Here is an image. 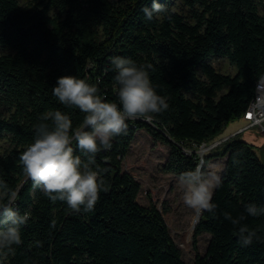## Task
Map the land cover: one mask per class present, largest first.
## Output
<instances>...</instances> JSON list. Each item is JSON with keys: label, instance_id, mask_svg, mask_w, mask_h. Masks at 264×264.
Segmentation results:
<instances>
[{"label": "trees", "instance_id": "obj_1", "mask_svg": "<svg viewBox=\"0 0 264 264\" xmlns=\"http://www.w3.org/2000/svg\"><path fill=\"white\" fill-rule=\"evenodd\" d=\"M156 2L168 12L148 21L142 9L153 0H33L27 6L0 0V108L8 115L0 116V137L11 144L0 154V179L18 191L15 208L30 217L21 228L22 243L0 255V264H185L157 206L138 203L141 185L122 162L145 130L169 146L164 170L178 177L201 163L194 147L209 146L244 117L264 77V0H187L193 23L171 11L170 0ZM116 56L151 65L152 85L169 109L151 121H127L111 150L95 157L96 166L107 170L102 175L109 190L92 211L73 212L66 202L33 190L19 156L45 112H64L74 127L82 122L79 109L52 94L59 77L85 79L117 101ZM214 58L227 59L236 73L216 71L209 63ZM240 134L202 157L204 165L213 158L226 163L213 191L215 215L204 212L194 231L196 250L201 234L211 236L195 264H264V215L242 222L257 231L259 239L249 246L239 243L238 228L224 216L237 217L248 203L264 207V164Z\"/></svg>", "mask_w": 264, "mask_h": 264}, {"label": "clouds", "instance_id": "obj_2", "mask_svg": "<svg viewBox=\"0 0 264 264\" xmlns=\"http://www.w3.org/2000/svg\"><path fill=\"white\" fill-rule=\"evenodd\" d=\"M145 18L162 19L168 12L166 5L153 0L152 6L142 9ZM111 64L116 75L114 89L117 101H108L96 84L77 76H61L52 94L68 108L79 109L84 114L82 122L74 127L69 115L60 110H50L35 125L33 142L19 156L23 174L32 181L33 190L39 189L49 200L66 202L73 212H89L94 209L100 193L109 185L103 178L106 169L96 166L95 157L101 151L111 150L115 137L126 133L128 120L151 121L169 109L167 98L157 94L148 69L151 65L116 56ZM83 154H75L73 144ZM238 162V161H237ZM177 183L182 190L183 203L192 209L197 218L204 212L215 215L212 203L213 191L222 183L215 171L206 172L201 164L180 173ZM18 191L0 179V255L14 252L20 245L21 228L29 220V214H20L16 208ZM247 214V215H245ZM264 215V207L254 203L244 205L243 213L233 218L225 213V219L238 228V240L249 246L257 231L245 223L247 216ZM50 227H55L53 221ZM38 246L41 242H36Z\"/></svg>", "mask_w": 264, "mask_h": 264}, {"label": "rangeland", "instance_id": "obj_3", "mask_svg": "<svg viewBox=\"0 0 264 264\" xmlns=\"http://www.w3.org/2000/svg\"><path fill=\"white\" fill-rule=\"evenodd\" d=\"M19 2L22 6H27L33 0H19ZM169 8L185 16L191 23L194 22L190 18L187 0H170ZM209 63L220 73L230 75L236 73V69L225 58H214ZM0 116H8L2 108H0ZM246 127L247 122L244 117L237 119L226 127L214 143L209 146L194 147L193 150L188 148V151H196L201 157V162H204L202 157L213 148L210 146L241 132L239 139L251 144L264 164V132L257 128ZM9 149L11 144L8 136L0 137V154ZM169 150V146L155 141L145 130L138 131L128 155L123 159L122 167L141 185L138 203L143 206L150 204L157 206L169 227L173 240L181 250L183 261L185 264H195L196 255L206 253L211 236L207 233L201 234L197 238V250L194 249V231L198 218L195 212L183 203L177 176L164 170ZM225 163V158H213L203 165V168L206 172L215 171L222 175Z\"/></svg>", "mask_w": 264, "mask_h": 264}, {"label": "built area", "instance_id": "obj_4", "mask_svg": "<svg viewBox=\"0 0 264 264\" xmlns=\"http://www.w3.org/2000/svg\"><path fill=\"white\" fill-rule=\"evenodd\" d=\"M257 92H264V77L256 84L255 95L250 102L248 109L244 113V120L247 122L246 128H257L261 132H264V107L259 104ZM203 146L205 145H202L201 147Z\"/></svg>", "mask_w": 264, "mask_h": 264}, {"label": "bare ground", "instance_id": "obj_5", "mask_svg": "<svg viewBox=\"0 0 264 264\" xmlns=\"http://www.w3.org/2000/svg\"><path fill=\"white\" fill-rule=\"evenodd\" d=\"M257 99L259 100V104L264 107V92H257Z\"/></svg>", "mask_w": 264, "mask_h": 264}, {"label": "water", "instance_id": "obj_6", "mask_svg": "<svg viewBox=\"0 0 264 264\" xmlns=\"http://www.w3.org/2000/svg\"><path fill=\"white\" fill-rule=\"evenodd\" d=\"M229 138H231V136H230V137H227V138H224V139H223V140H221L220 142H218V143H216V144H214V145L210 146V148L214 147L215 145H217V144H219V143H221V142H223V141H225V140H227V139H229ZM200 164H201V165H202V167H203V165H204V162L202 161ZM201 217H202V215H200V217H199V219H198V221H197V223H196V226H197V225H198V223L200 222V220H201Z\"/></svg>", "mask_w": 264, "mask_h": 264}]
</instances>
